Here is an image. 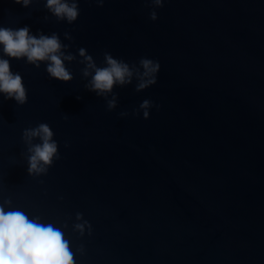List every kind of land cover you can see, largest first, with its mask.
Wrapping results in <instances>:
<instances>
[{
    "label": "water",
    "instance_id": "obj_1",
    "mask_svg": "<svg viewBox=\"0 0 264 264\" xmlns=\"http://www.w3.org/2000/svg\"><path fill=\"white\" fill-rule=\"evenodd\" d=\"M79 9L69 25L43 2L0 0V27L55 32L64 44L68 31V51L84 48L98 66L104 52L157 61V82L114 87L109 112L84 90L82 64L66 63V84L45 64L11 60L27 103L0 94V203L67 222L76 264H264V0H164L156 21L148 0H79ZM145 99L147 120L132 115ZM39 123L60 159L29 177L21 134ZM77 212L91 235L72 231Z\"/></svg>",
    "mask_w": 264,
    "mask_h": 264
},
{
    "label": "clouds",
    "instance_id": "obj_2",
    "mask_svg": "<svg viewBox=\"0 0 264 264\" xmlns=\"http://www.w3.org/2000/svg\"><path fill=\"white\" fill-rule=\"evenodd\" d=\"M22 8H29L33 3H44V9L57 23L73 24L80 15L79 0H12ZM97 7H103L105 0H93ZM153 10L149 13L151 21L157 20L155 9L163 6L164 0H148ZM49 16H44L47 22ZM64 39L70 43L73 37L64 32ZM69 44L61 42L55 32L50 35L32 34L28 26L18 29L0 27V94L4 100H14L17 106L27 103V89L19 72L11 70V60H24L27 65L39 69L45 64V71L50 80L70 83L73 73L66 67L74 61L82 64L80 75L87 83L84 90L94 92L97 97L104 98L109 112L117 107L118 97L113 93L114 87H126L136 81L134 91L139 93L157 82L159 62L141 58L137 64H129L122 59L114 58L110 53H103V65L98 66L87 50L79 48L77 54L68 51ZM77 56L79 60H77ZM6 57V58H4ZM111 96V99L108 97ZM81 99L80 96L76 97ZM153 107L150 100L145 99L139 108L132 112L133 116L143 114L149 118V109ZM157 108L159 106H156ZM128 116L120 112L119 117ZM67 117H65L66 119ZM54 133L47 123H39L35 127L25 128L21 140L26 148L27 174L29 177L47 175L54 159L59 160L58 143L53 139ZM38 141V142H37ZM67 148V143L65 144ZM72 231L82 237L85 230L91 235V225L83 220V214H75ZM68 223L57 227L53 223H42L41 217H29L24 211L12 208L11 200L0 203V264H76L75 253L70 241L65 237L64 229ZM83 254V247L76 250Z\"/></svg>",
    "mask_w": 264,
    "mask_h": 264
}]
</instances>
